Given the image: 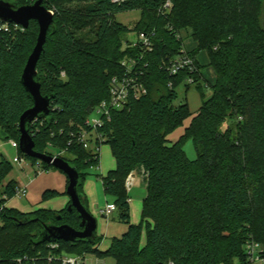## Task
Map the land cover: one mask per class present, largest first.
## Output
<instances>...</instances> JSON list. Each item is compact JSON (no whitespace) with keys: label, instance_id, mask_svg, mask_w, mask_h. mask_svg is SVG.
<instances>
[{"label":"trees","instance_id":"trees-1","mask_svg":"<svg viewBox=\"0 0 264 264\" xmlns=\"http://www.w3.org/2000/svg\"><path fill=\"white\" fill-rule=\"evenodd\" d=\"M13 1L18 6L27 3ZM166 1L44 0V6L54 11L56 26L49 30L37 71L42 95L51 99V107L43 125L30 128L35 150L43 154H48L49 142L67 147L70 133L109 98L110 79L121 74L123 58L139 53V49L120 50L121 37L128 31L116 16L141 10L135 31L156 33L154 50L146 57L148 95L112 111L111 120L98 130L116 162L115 170L102 178L104 192L114 198L117 219L128 228L105 251L99 249L101 238L96 233L91 240L57 241L59 248L53 250L52 242L38 243L43 225L82 230L77 211L69 210L71 201L61 211L23 213L5 207L0 264H18L16 259L24 256L37 264H60L48 262V257L63 253L112 257L116 264L231 263L242 257L248 231L264 247V0H170L172 12L163 16L159 9ZM3 26L0 22V127L8 140L19 142L20 118L33 107L21 77L37 43L39 25L32 21L28 29ZM185 28H191L198 43L191 51L197 68V53L207 50L217 79L206 97L197 73L201 106L185 134L172 143L168 135L190 115L186 101L177 103L178 88L188 91L190 86L183 83L186 73L170 77L160 64L179 52L183 42L175 32ZM85 30L94 33V39L77 35ZM226 123L232 124L224 128ZM186 139L193 141L197 152L193 161L182 148ZM67 152L72 159H63L77 168L80 198L87 207L83 171L99 158L93 160L78 145ZM25 157L44 169L52 167ZM12 170L11 162L0 154V205L6 204L4 196L16 195L15 182H7ZM134 171L143 173L147 189L137 225L130 223L125 188ZM57 194L47 190L43 197ZM144 231L146 242L141 246Z\"/></svg>","mask_w":264,"mask_h":264},{"label":"rangeland","instance_id":"rangeland-1","mask_svg":"<svg viewBox=\"0 0 264 264\" xmlns=\"http://www.w3.org/2000/svg\"><path fill=\"white\" fill-rule=\"evenodd\" d=\"M142 19L141 10L120 13L116 16V20L127 28V33L121 37L122 44L120 50H123L129 41H135L138 39L137 32L139 22ZM16 29L13 30L15 32ZM182 41L185 48L189 51H194L198 47V43L193 37L191 28H185L181 30ZM84 40L94 39V33L90 30L81 31L77 34ZM197 61L200 65L201 80L200 84L203 87V92L206 97L211 95V86L214 85L217 79L214 68L210 65L209 52L202 50L197 53ZM44 75V72H42ZM63 79H66V75ZM179 99L177 103L186 101L189 106L190 115L183 120V123L179 125L173 132L168 135V139L172 143H177L183 134H185L187 127L191 124L195 112L199 109L202 98L201 93L197 89L196 85L190 87L188 91L183 86L178 88ZM93 119L97 117V114L90 115ZM241 119V118H240ZM226 123L223 127L226 128ZM233 132L236 133L237 128L231 126ZM8 138L4 130L0 127V154L5 156L6 159L11 162L13 170L8 177L7 181H14L27 187V194L24 198H11L6 199V205L8 208L18 210L23 213H31L37 210H52L61 211L65 209L70 201V197L67 194L68 180L67 176L54 167L44 169L43 166L38 167V163L25 159L24 165H19L13 162V158L18 155V152L8 145ZM182 148L186 154L188 160L193 161L197 158V152L193 141L186 139L183 141ZM46 153L51 155H58L61 153L60 148L49 147ZM62 158L72 159L71 154L64 153ZM116 162L113 157L111 146L108 143H102L100 145V162L99 168L90 167L83 171L85 174L84 182L82 185V192L87 197L91 214L97 219L98 227L96 234L101 238L98 247L100 250L105 251L112 246L114 238H120L127 230L128 225L120 222L113 214L109 217L96 216L97 208H104L107 204L113 203V198L106 195L103 189L102 178L106 176L110 171L115 170ZM39 172V173H37ZM136 176H141V173L137 171ZM145 184L142 183V178L137 177L136 184L128 191L129 199L133 202L131 204L130 223L137 225L142 218V205L146 195ZM47 189H54L58 192L57 195L49 198H44L43 194ZM88 208V209H89ZM115 217V218H114ZM246 239L253 237L251 231L246 233ZM146 242V232L142 234L141 246ZM95 258L94 256H90ZM90 258V259H91ZM94 260V259H91ZM90 263V262H89ZM224 261H220L219 264H223ZM226 263V262H225ZM88 264V263H87ZM101 264H116V261L112 257L105 258L101 261Z\"/></svg>","mask_w":264,"mask_h":264},{"label":"built area","instance_id":"built-area-1","mask_svg":"<svg viewBox=\"0 0 264 264\" xmlns=\"http://www.w3.org/2000/svg\"><path fill=\"white\" fill-rule=\"evenodd\" d=\"M26 5H33L37 0H25ZM115 2L122 0H114ZM173 9V3L168 0L159 9V13L163 16H168L171 14ZM49 10V9H48ZM53 15L54 11L49 10ZM2 23V22H1ZM4 30H8L6 23H2ZM15 25V24H14ZM17 26V25H15ZM171 30L172 27L168 25ZM181 31L175 32V36L178 40L182 41ZM138 39L135 41H129L125 48L129 49H139V53L133 55H126L121 61L120 65L122 67V72L119 75H115L110 79L109 83V98L102 101L99 105L95 107L91 114H97V117L91 118L90 116L85 121L84 125H78L75 130L70 134V139L67 143V147L61 148V153L58 155H50L54 157H61L62 154L67 153L71 146L78 145L84 150L88 151L93 160L97 161L99 158L100 162V145L106 142V137L102 133H99V129L103 127L106 121L111 120V113L114 110H123L129 103L138 100L146 95H148V88L145 84V75L149 65L147 60V55L152 53L154 50V38L156 33L153 32H140L137 34ZM183 42V41H182ZM160 69L167 73L170 77L179 76L181 73H186L187 76L184 80V84L187 86L196 85V75L200 70L197 68L196 58L192 56L191 51L187 50L182 43L179 52L172 57H166L161 61ZM62 78L65 77V73L62 72ZM170 89L174 88L173 82L168 83ZM90 114V115H91ZM43 125V121L35 120L32 126L36 129L37 125ZM37 130V129H36ZM33 136V135H32ZM8 145L18 152V155L13 158V162L19 165H24L26 163L25 155L20 154L19 142L16 140H8ZM49 147L59 148L55 144L49 142ZM48 155V154H47ZM62 158V157H61ZM99 162L94 164L93 167L99 168ZM38 167H41L38 163ZM39 173V172H37ZM137 171L132 172L125 180V188L127 192L136 184ZM143 176V173L141 174ZM27 194L26 186H17L16 197L24 198ZM7 199L6 196L3 197ZM6 204L0 205V227L4 225L2 219V213ZM117 207L113 204H108L101 210V214L105 217L111 216L112 213L116 212ZM51 249L56 250L59 248L57 243H52L50 245ZM85 256L69 255V254H59L51 255L48 257V262L58 261L60 264H86ZM18 264H37V260H34L28 256L16 259ZM166 264H174L172 261ZM223 264H264V247L260 242L255 240L253 237L246 239L243 246V255L241 258L235 259L231 263Z\"/></svg>","mask_w":264,"mask_h":264},{"label":"water","instance_id":"water-1","mask_svg":"<svg viewBox=\"0 0 264 264\" xmlns=\"http://www.w3.org/2000/svg\"><path fill=\"white\" fill-rule=\"evenodd\" d=\"M44 0H37L33 5L18 6L13 0H0V22L15 24L23 29H28L30 23L35 21L39 25L37 43L30 54L23 70L21 83L27 95L33 101V107L27 110L20 118L19 147L20 151L29 158L38 159L40 162L62 171L68 178L67 194L71 205L69 210L75 209L81 220L82 230H77L69 225L51 226L43 225L38 243L64 241L75 243L77 240H91L97 230V219L82 203L79 186L81 179L77 168L61 157H54L37 152L35 142L30 134V128L35 120H43L50 114L51 99L44 97L41 92L40 75L37 71L38 63L47 42L51 27L56 26L54 15L44 6Z\"/></svg>","mask_w":264,"mask_h":264},{"label":"crops","instance_id":"crops-1","mask_svg":"<svg viewBox=\"0 0 264 264\" xmlns=\"http://www.w3.org/2000/svg\"><path fill=\"white\" fill-rule=\"evenodd\" d=\"M202 76V75H201ZM201 106V105H200ZM200 108V107H199ZM199 110V109H198ZM198 110L195 112V114L198 112ZM138 177H141L142 178V183H144L145 184V189H146V183H145V181H144V178H143V176L141 175V176H138ZM7 182H9V181H7ZM15 184H16V186H23V185H21L20 183H17V182H15ZM104 189V188H103ZM47 190H54V189H47ZM56 191V190H55ZM128 193V192H127ZM146 195H147V189H146ZM146 195H145V198H146ZM16 197V196H15ZM14 198V197H13ZM18 198V197H17ZM19 199H21V198H19ZM86 199V201H87V208H89L90 207V205H89V202H88V199H87V197L85 198ZM128 200H129V203H130V212H131V204H133V202L131 201V199H129V196H128ZM70 202V201H69ZM68 202V203H69ZM113 203H114V198H113ZM113 203H111V204H113ZM68 205V204H67ZM66 205V206H67ZM108 205V204H107ZM6 207H8L7 205H6ZM105 208V207H104ZM104 208H97V206H96V213H93L94 215L96 214V216H104V215H102L101 214V210H103ZM89 210V212H90V208L88 209ZM91 213V212H90ZM115 213V214H114ZM114 213H112L111 215H115L116 216V218H117V213L116 212H114ZM105 217V216H104ZM115 218V217H114ZM97 227H98V221H97ZM97 231V230H96ZM126 232V231H125ZM124 232V233H125ZM123 233V234H124ZM90 256H94L95 258H91ZM94 259V260H91V259ZM103 259H105V258H98V257H96L95 255H93V254H87L86 255V257H85V261H86V264L88 263V264H101V261L103 260ZM90 262V263H89Z\"/></svg>","mask_w":264,"mask_h":264}]
</instances>
